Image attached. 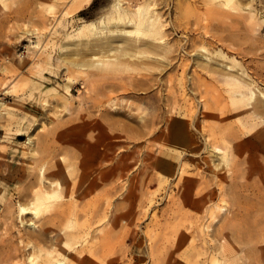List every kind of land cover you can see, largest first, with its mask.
<instances>
[{
  "label": "rangeland",
  "instance_id": "374dc122",
  "mask_svg": "<svg viewBox=\"0 0 264 264\" xmlns=\"http://www.w3.org/2000/svg\"><path fill=\"white\" fill-rule=\"evenodd\" d=\"M157 2L167 28L163 47L172 51L156 50L152 39L142 38L138 42L155 54L134 48L132 57L121 58L128 66L108 72L75 66L92 54L80 46L86 39L76 37L118 0H23L0 17V264H31L39 249L52 251L57 233L81 231H68L71 219L93 229L109 221L96 264H211L221 240L231 236L228 262L264 264V128L246 129L243 116L229 112L241 107L232 105L225 83L200 69L203 78H196L190 45L201 34L194 31L192 0ZM37 3L61 4L47 28ZM262 29L240 33L249 54L239 60L253 72L257 67L264 81ZM207 140H229L230 165L213 167L219 162H211ZM100 156L108 178L96 176L103 183L87 190L85 178L98 172ZM41 168L48 182L70 187L80 202L76 211L59 209L65 199L37 219L31 211L20 215L40 188Z\"/></svg>",
  "mask_w": 264,
  "mask_h": 264
},
{
  "label": "bare ground",
  "instance_id": "6f19581e",
  "mask_svg": "<svg viewBox=\"0 0 264 264\" xmlns=\"http://www.w3.org/2000/svg\"><path fill=\"white\" fill-rule=\"evenodd\" d=\"M22 1L23 0H0V17H7L12 11V8L17 4H20ZM55 1L60 2L63 0ZM157 1L158 0H118V3L112 8L111 12L107 16L105 15L104 18H101L100 20L98 19V22H91L87 24L85 26V31L80 33L76 38L80 40L85 38L86 40H82L80 46L82 45L84 47L83 50L86 49L87 52H92V54L89 55L90 60L85 63L75 61V66L80 68L86 67L94 69L95 71L103 72L109 69L128 66V64L126 65L122 62L124 60H121V58H123V56H130V52L134 48H147L146 51H141V53L139 52L138 54H155V51H152L153 49H149L150 47H147V43L142 44L138 42L140 39L143 40L142 38L152 39L153 42L150 46H152V48H156V50L160 47L163 48V50L166 49V53L171 52L172 48L170 46L168 48L163 47L168 45L165 35V29L167 28L166 22H164L165 20L163 21V17L158 12V8H156L158 4ZM260 4L264 5V2H258L255 5L254 0H192V12L193 17H195L194 25L196 26V30L194 31L201 34V37L194 36L195 38L191 40L190 45L192 50L195 52L196 58L194 62H196V59L198 60L194 74L198 80H201L203 77L198 71V69H200L201 72H205L213 77L215 76V81L218 83H225V86H222L223 91L229 95L232 100H234L232 105H239L241 107L240 110H236L234 107L229 108V112H237L236 114L240 113V115L244 118L246 129L264 128V81L261 79L262 74L258 73L257 67L253 72L249 70V67L245 66L246 62L242 61V59L247 57L249 54L246 47V43L248 42L244 40L246 42L244 43L239 36L244 30L245 32L249 31L252 33L256 26H259L262 29L264 24V15L262 16L264 6L260 7ZM60 5L61 4L58 3L48 5L38 4L39 8H41V13L40 15L38 13V18L42 21L46 28L50 25L49 22L52 24V22L56 20ZM181 8L182 4L178 2L177 9L180 10ZM63 11L65 12V10ZM26 13L24 14L26 15ZM66 14L68 15V10ZM202 14L204 17L201 19L200 16ZM32 15L34 14H31L30 16ZM30 18L32 19V17ZM31 19L30 21H33ZM34 24L38 25L37 23ZM25 25H27V23ZM127 28H130L131 30H128ZM29 29H27V33L25 32L27 30L24 31L26 35L28 34V36L30 34ZM215 31H229L235 35L233 39H229L224 36H215L213 34ZM31 34L33 35L32 32ZM36 35L37 37L41 36L39 33ZM228 41H231V43L227 44ZM137 43L142 45L137 46ZM32 44L34 43H31V45ZM209 46L214 48V51H211ZM163 50L161 49V51ZM77 52L79 51H76V53ZM101 53L104 54L100 55ZM192 56L194 57V55ZM239 56H242L243 58L239 60ZM184 71L185 69H183V72ZM206 85L207 82L204 81L199 87L205 88ZM66 88L69 90L70 85ZM213 91L216 92L217 89L214 88ZM9 92H13L12 88ZM0 108H2V105H0ZM29 142H31V139H29ZM207 142L210 143L208 150L210 151L209 153L213 159H210L211 162H219V164L216 163L217 166L213 167L217 169L218 166L223 168L230 165L233 157V148L231 147L229 140H226L223 144H218L212 140H207ZM98 160L99 161H97V164L95 165L99 168L96 170L98 172L90 176H86L85 178V180L89 179L90 181V186L87 190L94 189L103 183V181H101L102 179L98 180L95 178L96 176L101 178L103 177L105 179L108 178L103 175L101 170L102 168L100 169V167L107 163V161H105L102 156H100ZM123 163L124 161H122V164ZM125 171L126 169H124L123 166L122 172L125 173ZM44 175V170L41 168L42 177L39 186L40 188L33 193V203L30 207H20V215H27L29 211H31L33 212V216L37 219L46 209L48 210L52 203H55L56 205V202L61 200L64 202L63 200L65 199H68V202L64 203L59 209L67 207L76 211V209L80 206V202L74 199L72 196L74 193L71 191L70 187L68 190L64 189L62 183L63 180L48 182ZM216 178L218 177L216 176ZM65 190L67 192H65ZM85 197H87V195ZM89 204L90 202L86 203L85 207L87 208ZM56 207L57 206H55V208ZM220 211L224 212L223 209H220ZM74 214L75 213L72 215ZM107 216L108 214L101 218L100 222L102 219L106 220L108 218ZM216 219L217 217L213 218V220ZM106 222V225H109V221L107 220ZM22 223H24L23 220ZM35 226L36 224L31 222L30 227ZM66 228L69 229L68 231L71 229H80L81 231L74 234L72 231H70L72 234L65 232V234L62 232L57 233L53 239L56 244L55 248L52 251L39 249L38 254L35 253L30 257V263L96 264L98 262V253L100 250L103 252L107 243L109 232L107 233L103 226L93 229V224H89L87 221L80 226L79 220L77 221L76 219H71V221H69L66 225ZM231 238H223L221 240L222 242L218 240L221 242L220 247L217 249L218 255L212 256L210 260L211 262L209 263H233L228 262V258L231 256V253L229 252L232 245L231 242L233 240H231ZM33 247L35 249L36 246ZM44 257H46V259L41 262Z\"/></svg>",
  "mask_w": 264,
  "mask_h": 264
}]
</instances>
